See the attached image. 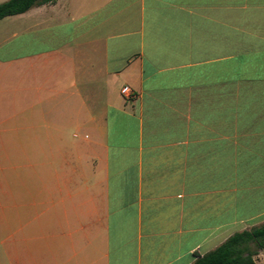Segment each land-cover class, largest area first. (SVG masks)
Masks as SVG:
<instances>
[{
	"label": "crops",
	"instance_id": "0c3cea01",
	"mask_svg": "<svg viewBox=\"0 0 264 264\" xmlns=\"http://www.w3.org/2000/svg\"><path fill=\"white\" fill-rule=\"evenodd\" d=\"M8 143L0 264H190L264 220V0H53L1 17Z\"/></svg>",
	"mask_w": 264,
	"mask_h": 264
},
{
	"label": "trees",
	"instance_id": "16d2710c",
	"mask_svg": "<svg viewBox=\"0 0 264 264\" xmlns=\"http://www.w3.org/2000/svg\"><path fill=\"white\" fill-rule=\"evenodd\" d=\"M53 0L0 1V18ZM264 248V220L229 234L212 249L196 255L190 264H256L255 255Z\"/></svg>",
	"mask_w": 264,
	"mask_h": 264
},
{
	"label": "rangeland",
	"instance_id": "374dc122",
	"mask_svg": "<svg viewBox=\"0 0 264 264\" xmlns=\"http://www.w3.org/2000/svg\"><path fill=\"white\" fill-rule=\"evenodd\" d=\"M0 236H4L3 251H10V227L12 221V145L0 146ZM1 225L3 228H1ZM6 264V263H5Z\"/></svg>",
	"mask_w": 264,
	"mask_h": 264
},
{
	"label": "built area",
	"instance_id": "2783aa9c",
	"mask_svg": "<svg viewBox=\"0 0 264 264\" xmlns=\"http://www.w3.org/2000/svg\"><path fill=\"white\" fill-rule=\"evenodd\" d=\"M120 93L123 94L125 97L129 98L133 96V92L130 90V88L128 87V85L123 84L120 89H119Z\"/></svg>",
	"mask_w": 264,
	"mask_h": 264
}]
</instances>
